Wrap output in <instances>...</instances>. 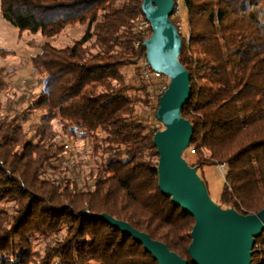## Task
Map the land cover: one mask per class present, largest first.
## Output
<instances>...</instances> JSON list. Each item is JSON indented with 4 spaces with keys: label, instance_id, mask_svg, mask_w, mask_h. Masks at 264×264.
I'll return each mask as SVG.
<instances>
[{
    "label": "trees",
    "instance_id": "1",
    "mask_svg": "<svg viewBox=\"0 0 264 264\" xmlns=\"http://www.w3.org/2000/svg\"><path fill=\"white\" fill-rule=\"evenodd\" d=\"M143 1L0 0L4 21L46 39L28 61L38 94L16 98L20 88L10 80L17 73H0V203L14 204L0 209V264L32 263L38 238L46 242L40 264H158L133 238L92 217L102 213L190 260L195 220L159 189L153 138L168 84L142 73L152 35L151 25L140 28ZM182 3L189 38L181 35L179 59L192 87L182 116L194 126L187 151L196 159L189 164L198 171L226 164L219 203L257 214L264 209V0ZM77 25L84 31L71 45L48 41ZM2 90L12 94L6 106ZM56 122L67 139L88 142L79 159L58 141ZM251 264H264V233Z\"/></svg>",
    "mask_w": 264,
    "mask_h": 264
},
{
    "label": "water",
    "instance_id": "2",
    "mask_svg": "<svg viewBox=\"0 0 264 264\" xmlns=\"http://www.w3.org/2000/svg\"><path fill=\"white\" fill-rule=\"evenodd\" d=\"M174 5L175 0H144L141 8L152 28L144 43L148 64L170 80L156 114L164 129L153 138L159 155V189L195 220L188 248L190 262L127 222L106 213L92 217L133 238L158 264H251L257 239L264 233V209L250 215L222 209L211 199L198 168L183 157L194 135L193 124L182 116L192 87L190 73L179 59L183 43L171 20Z\"/></svg>",
    "mask_w": 264,
    "mask_h": 264
},
{
    "label": "rangeland",
    "instance_id": "3",
    "mask_svg": "<svg viewBox=\"0 0 264 264\" xmlns=\"http://www.w3.org/2000/svg\"><path fill=\"white\" fill-rule=\"evenodd\" d=\"M174 8L175 11L172 15V19L175 22L180 35H182L183 38H189L188 19L182 0H175ZM83 31L84 27L80 25L68 27L59 36L53 39H48V41L56 48H64L78 40L82 36ZM45 41L46 39L40 33L31 34L29 32H20L18 29L11 26L2 19L0 11V73L3 76L9 75L13 72L17 73L15 77L11 78V80L9 79L10 82L14 80V83L19 86H17V88H20L19 94L14 95L16 98L21 97L23 93L31 96L32 94H38L41 91V87L36 78L30 74L31 66L28 64V61L39 52L40 47ZM124 72L128 74L127 79L130 80L134 73V67H127V69H124ZM157 81L162 84V88L170 83V80L165 76ZM6 90H2L3 96L1 97V100L3 106H6L9 103L8 99H12V94L7 95ZM138 95L143 96V94ZM54 128L59 134L58 141L66 140V142H68L70 145V151L75 154V159H79L76 155L82 154L84 151L90 149V146H88V142L86 141L67 139V136L64 135V131L59 123L56 122ZM161 129H164L163 125H161ZM183 157L190 164L196 163V159L189 155L188 151L183 154ZM198 174L206 184L211 199L217 205L222 207L219 203L220 194L222 193L225 184V177L222 175V172L217 166H207L205 168L202 167V169L198 171ZM13 206L14 204L8 203L7 201L0 203V209L4 212H8V208ZM222 209L227 208L222 207ZM67 236V228H63L59 231V238L63 239ZM41 239L38 238L31 243L32 263L30 264H40L45 257L46 242ZM262 242L263 241L261 240L259 244ZM258 249H261V245H258ZM88 264L96 263L89 262Z\"/></svg>",
    "mask_w": 264,
    "mask_h": 264
},
{
    "label": "built area",
    "instance_id": "4",
    "mask_svg": "<svg viewBox=\"0 0 264 264\" xmlns=\"http://www.w3.org/2000/svg\"><path fill=\"white\" fill-rule=\"evenodd\" d=\"M174 11H175V10H174ZM149 26H150V23H149L148 21H147V22H142L140 28L144 30L145 28H147V27H149ZM136 46H138V45H136ZM141 61H142V65H143L142 73L145 75L146 78L160 79V78L163 77V75H162L161 73L154 72V71L152 70V68H151L150 65L148 64V61H147V58H146V57H143V58L141 59ZM165 90H166V88H164L161 92L164 93ZM191 153L193 154V153H195V151L192 150ZM217 167H218L219 170L222 172V175H223L224 177H226V175H227V170H228L227 165H226V164H222V165H218Z\"/></svg>",
    "mask_w": 264,
    "mask_h": 264
}]
</instances>
